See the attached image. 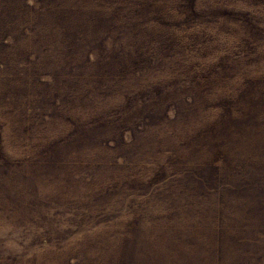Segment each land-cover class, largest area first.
I'll return each mask as SVG.
<instances>
[{"label":"rangeland","instance_id":"rangeland-1","mask_svg":"<svg viewBox=\"0 0 264 264\" xmlns=\"http://www.w3.org/2000/svg\"><path fill=\"white\" fill-rule=\"evenodd\" d=\"M0 264H264V0H0Z\"/></svg>","mask_w":264,"mask_h":264},{"label":"trees","instance_id":"trees-1","mask_svg":"<svg viewBox=\"0 0 264 264\" xmlns=\"http://www.w3.org/2000/svg\"><path fill=\"white\" fill-rule=\"evenodd\" d=\"M4 28V27H3ZM242 241V240H241ZM118 256L116 255V258H117Z\"/></svg>","mask_w":264,"mask_h":264}]
</instances>
